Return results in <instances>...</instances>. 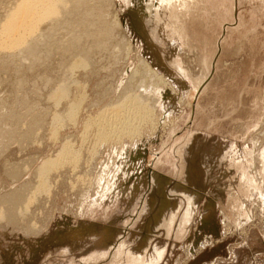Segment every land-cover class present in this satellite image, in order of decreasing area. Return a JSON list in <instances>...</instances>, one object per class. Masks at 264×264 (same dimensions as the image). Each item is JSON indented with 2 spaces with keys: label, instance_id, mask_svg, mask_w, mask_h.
<instances>
[{
  "label": "rangeland",
  "instance_id": "374dc122",
  "mask_svg": "<svg viewBox=\"0 0 264 264\" xmlns=\"http://www.w3.org/2000/svg\"><path fill=\"white\" fill-rule=\"evenodd\" d=\"M5 1L1 21L18 2ZM67 1L59 25L44 21L27 38L46 49L42 60H24L25 44L0 32V264H264V0H187L200 15L176 35L141 17L165 0H114L127 61L118 33L106 46L87 36L107 19L106 2ZM87 47L93 65L71 68ZM141 59L164 82L150 87L153 115L100 138V113L134 90ZM58 85L68 92L59 102ZM65 148L74 156L41 186L40 166Z\"/></svg>",
  "mask_w": 264,
  "mask_h": 264
},
{
  "label": "bare ground",
  "instance_id": "6f19581e",
  "mask_svg": "<svg viewBox=\"0 0 264 264\" xmlns=\"http://www.w3.org/2000/svg\"><path fill=\"white\" fill-rule=\"evenodd\" d=\"M1 1V0H0ZM5 1V0H4ZM74 1V0H73ZM72 1V2H73ZM103 1V0H102ZM105 2H106V9H107V15H106V18L107 19H105V17H104V22L103 21H100L101 22V25H95V24H91L90 23V25L91 26H97L95 29H93V30H91V32H89V33H91V34H87V36L88 35H91V36H93L94 37V39H96V37L97 36H101L102 37V43H100V42H98V43H100V45H102V44H105V46L107 45V44H109L110 43V41H111V39L114 37V36H116L117 35V33H118V36H116V37H118L117 39H118V47H120V49H121V51H122V48H125V49H127V52H126V54H125V52L123 51V54L121 55V54H119V53H117V54H119V55H121V59H123V60H125V61H127L128 60V57H129V53H130V43H129V41H128V39L123 35V33H120L119 34V32H120V24H119V21H118V19L115 17V15H114V17L112 16V18L110 17V15L112 14V10H111V7L114 5V0H104ZM163 1V0H162ZM185 1H187V0H165V5H161V3H160V6L158 7V9L159 10H161V11H159L158 9H157V13L154 11V1L153 2H151L150 4H149V8H148V12L146 13V14H144V12H141L142 14V16L141 17H143L144 19H146V23H147V25L149 26V28H151V29H153L154 31H156V32H159L160 30H161V28H164V27H169V30L170 31H172L173 33H175V35H176V33H180L179 31H180V29L181 30H183V27H181V23L185 20V19H187L188 18V21H189V19H190V17L191 16H196V14H198V15H200L199 14V12H198V8L196 9V6L198 5H196L194 2H192V3H183V2H185ZM3 2V1H2ZM70 2H71V0H70ZM70 2H69V4H70ZM75 2V1H74ZM73 2V3H74ZM83 0H78V1H76V3H78V4H80V3H82L83 4ZM95 2H97L96 0H95ZM101 2V1H100ZM188 2V1H187ZM4 3V2H3ZM5 3H6V1H5ZM14 3V2H13ZM17 3V4H16ZM16 3H14V4H16V5H13V6H16L15 8L14 7H12V8H14L13 10H10L11 12L10 13H6V16H5V18L4 17H2L3 18V21H1L0 20V22H1V25H0V32H1V39H3L4 40V42L5 41H11V42H13L14 44H15V47L17 48V47H19V46H21V47H23L24 46V44H25V49H24V55L22 54V57H23V59L24 60H26V61H28L29 60V62H31V61H33L32 59L33 58H37V57H39V55H41V51L42 52H44L46 49H44V51L43 50H41L40 51V48H39V45H38V42H35V40H37V39H35V40H29V41H27V38L28 37H30L32 34H34L35 35V33L37 32V30H41V28H42V26L41 25H43V22L44 21H48V20H50V19H52V21L53 20H55L56 21V23H58V25H59V23L62 21V16L65 14V11H67V10H65L66 8H68L67 7V4L66 3H68V1L67 0H18V2H16ZM87 3V2H86ZM89 3H90V1H89ZM89 3H87V4H89ZM92 3L93 2H91V4L90 5H92ZM102 3H104V2H102ZM102 3H100L101 5H103ZM69 4H68V6H69ZM85 4V3H84ZM85 5V6H88V5ZM164 4V3H163ZM77 5V4H76ZM89 5V6H90ZM94 5H96V4H94ZM71 6V8H72V5H70ZM79 6V5H78ZM98 6V5H97ZM96 6V7H97ZM161 6H164L163 8L161 7ZM82 7H83V5H82ZM95 7V8H96ZM100 7V6H99ZM98 7V8H99ZM102 7V6H101ZM180 7V8H179ZM181 7H183L184 9H186V13H184L183 12V10L181 9ZM79 8V7H78ZM97 8V9H98ZM102 8H104V6L102 7ZM101 8V9H102ZM152 8V9H151ZM83 9V8H82ZM85 9V8H84ZM88 9V8H87ZM100 9V8H99ZM99 9H98V11H99ZM206 9V8H205ZM73 10V9H72ZM90 10V9H89ZM6 11V10H5ZM9 11V10H8ZM74 11V10H73ZM77 11V10H76ZM87 11V13H88V15H93L92 13L93 12H91V13H89L88 12V10H86ZM91 11V10H90ZM94 12H95V10H93ZM68 12V11H67ZM78 13H79V11H77ZM96 12H97V10H96ZM101 12V11H100ZM70 13V12H69ZM83 13V12H82ZM86 12H85V17L87 16L86 14H87ZM106 13V12H105ZM104 13V14H105ZM3 14V13H2ZM68 14V13H67ZM71 14H72V12H71ZM74 14H75V12H74ZM100 14V13H99ZM4 15V14H3ZM82 15V14H81ZM68 16V15H67ZM79 16H80V14H79ZM94 18H95V13H94ZM92 16V17H93ZM1 17V16H0ZM71 17V16H70ZM73 17V16H72ZM77 17H78V14H77ZM77 17H75V18H77ZM84 17V18H85ZM97 17V16H96ZM65 18H67V17H65ZM74 18V17H73ZM74 18V19H75ZM87 18V17H86ZM93 18V19H94ZM100 17L98 16V18L97 19H99ZM58 19H59V21H58ZM69 19V18H68ZM71 19V18H70ZM80 19V18H79ZM82 19H83V16H82ZM91 19V18H90ZM93 19H91V20H93ZM184 19V20H183ZM81 20V19H80ZM79 20V21H80ZM101 20H103V19H101ZM51 21V20H50ZM51 21V22H52ZM63 21H65V20H63ZM66 21H67V19H66ZM74 21H77V19L76 20H73V22ZM86 22H87V20H85ZM96 21V20H95ZM99 21V20H98ZM97 21V22H98ZM72 22V23H73ZM78 22V21H77ZM77 22H75V23H77ZM81 22H82V20H81ZM93 22V21H92ZM64 23V22H63ZM63 23H61L62 25H63ZM80 23V22H79ZM186 23V22H185ZM45 24V23H44ZM65 24H67L66 22H65ZM74 24V23H73ZM82 24H86V23H82ZM88 24V23H87ZM51 25V24H50ZM69 25V24H68ZM67 25V26H68ZM72 24H70V26H71ZM89 25V24H88ZM177 25V26H176ZM53 27H55L54 26V22H53V25H52ZM70 26H68V27H70ZM83 26V25H82ZM48 27V26H47ZM50 27V26H49ZM62 27V26H61ZM64 27V26H63ZM74 27H76V25H73V28ZM84 27V26H83ZM86 27H88V26H86ZM52 28V27H51ZM50 28V29H51ZM72 28V29H73ZM82 28V27H81ZM80 28V29H81ZM166 28H164L165 30H168V29H166ZM47 29H49V28H47ZM46 29V30H47ZM56 29V28H55ZM60 29V28H59ZM71 29V28H70ZM71 29V30H72ZM75 29V28H74ZM77 29V28H76ZM86 29V28H85ZM88 29H90V26L88 27ZM87 29V30H88ZM185 29H187V28H185ZM39 30V31H40ZM44 30V29H43ZM67 30V32H68V28L66 29ZM79 30V29H78ZM82 30V29H81ZM83 30H84V28H83ZM82 30V31H83ZM119 32H118V31ZM45 31V30H44ZM50 31V30H49ZM60 31V30H59ZM61 31H62V29H61ZM65 31V30H64ZM81 31V32H82ZM85 31V30H84ZM84 31H83V36L86 34H84ZM89 31V30H88ZM42 32V31H41ZM63 32V31H62ZM74 32V31H73ZM85 32H87V31H85ZM185 32V30L182 32V33H184ZM39 33V32H38ZM44 33H46V32H44ZM49 33V32H48ZM55 33V32H54ZM61 33V32H60ZM64 33V32H63ZM88 33V32H87ZM28 34V35H27ZM42 34V33H41ZM59 34V33H58ZM71 34H72V32H71ZM74 34L75 35H73V37L74 36H76V34H79V33H77L76 31L74 32ZM186 34V33H185ZM27 35V36H26ZM37 35H39V34H37ZM54 35V34H53ZM61 35V34H60ZM66 35H69V33H65L64 34V36H66ZM80 35V34H79ZM184 35V34H183ZM187 35V34H186ZM33 36V35H32ZM42 36V35H41ZM48 36H49V34H48ZM80 36H82V35H80ZM79 36V37H80ZM86 36V35H85ZM91 36H88L90 39H92L91 38ZM39 37H40V35H39ZM42 37H44L43 39L46 41V39H45V37H46V34H45V36L43 35ZM50 37H52V35L50 36ZM55 37V36H54ZM61 37V36H60ZM69 37H71V36H69ZM73 37H72V39H73ZM180 37H182V34H181V36ZM184 37H185V35H184ZM187 37V36H186ZM185 37V38H186ZM31 38V37H30ZM34 38V37H33ZM37 38V37H36ZM47 38V37H46ZM57 38V37H56ZM62 38H64V37H62ZM76 38V42L77 41H80L79 39H82L81 37L80 38H78L77 36L75 37ZM52 39H54L53 37H52ZM58 39V38H57ZM88 39V38H87ZM48 40V39H47ZM49 40H51V39H49ZM48 40V42H50ZM60 40L61 39H59V41H56V42H60ZM63 40V39H62ZM61 40V41H62ZM74 40V39H73ZM83 40V39H82ZM93 40V39H92ZM91 40V41H92ZM99 40V39H98ZM54 41V40H53ZM66 40H64L63 41V43L65 42ZM68 41V40H67ZM71 41V40H70ZM70 41H68V43L70 42ZM75 41V40H74ZM85 41V43L87 42L88 43V40L86 41V40H84ZM83 41V42H84ZM96 41V40H95ZM40 42V41H39ZM42 42H44V41H42ZM42 42H40V43H42ZM56 42H54V43H56ZM73 43L74 45H72V46H75L76 44H78V43ZM82 42V41H81ZM94 42V41H93ZM93 42H91V44L90 45H92L93 44ZM51 43H52V40H51ZM62 43V42H61ZM68 43H66V44H68ZM72 43V42H71ZM85 43H84V45H82V47L83 46H85ZM95 43V42H94ZM185 43V42H184ZM1 44V43H0ZM45 44V43H44ZM44 44H42V46L44 45ZM47 44V43H46ZM53 44V43H52ZM65 44V43H64ZM66 44L65 45H63V46H66ZM81 44V43H80ZM96 44V43H95ZM23 45V46H22ZM48 45V44H47ZM57 45H58V43H57ZM57 45H54V46H57ZM79 45V44H78ZM97 45V44H96ZM42 46H41V49H42ZM48 46H50V44L48 45ZM54 46H52L51 45V47H54ZM68 46H69V44H68ZM77 46V45H76ZM80 46V45H79ZM87 46V45H86ZM95 46V45H94ZM113 46H114V44H113ZM45 47H46V45H45ZM44 47V48H45ZM67 47V46H66ZM78 47V46H77ZM90 47V46H89ZM101 47V46H100ZM99 47V48H100ZM117 47V48H118ZM47 48V47H46ZM61 48L63 49V47L61 46ZM69 48H70V46H69ZM79 48V47H78ZM85 48V47H84ZM84 48H83V50H84ZM88 48V47H87ZM92 48V47H91ZM103 48V47H102ZM106 48V47H105ZM115 48V47H114ZM20 49V48H19ZM55 49V48H54ZM58 49V48H57ZM56 49V50H57ZM73 49H75V48H73ZM95 49H97V46H96V48ZM48 50H50L49 48H48ZM53 50V49H52ZM64 51L66 50V48L65 49H63ZM68 50V49H67ZM71 50V49H70ZM76 50V49H75ZM74 50V51H75ZM94 50V49H93ZM16 51H18V50H16ZM15 51V52H16ZM77 51V50H76ZM82 50H80V51H78V52H81ZM85 51V50H84ZM91 51V52H90ZM95 51V50H94ZM93 51V52H94ZM118 52H119V50H117ZM121 51H120V53H121ZM19 52V51H18ZM20 52H21V50H20ZM65 52H67V51H65ZM75 53V52H72V51H69V53ZM47 53H49V52H47ZM55 53V52H54ZM81 53H83V52H81ZM95 53V52H94ZM103 53V52H102ZM115 53V54H116ZM14 54V53H13ZM45 54L46 53H44V56H45ZM52 54V53H51ZM76 54V53H75ZM78 54V53H77ZM80 54V53H79ZM91 54H93L92 53V49H90L89 50V48L88 49H86V51L82 54L83 56L82 57H80V56H78L79 57V59L77 58V60H75V62H74V66H72L71 68H73V67H75V68H83V69H85V68H87L88 66H91V65H93L92 63L93 62H91V59H90V55ZM11 55V54H10ZM16 55H17V53H16ZM19 55V54H18ZM46 55H48V54H46ZM15 56V55H14ZM48 56H51V55H48ZM92 56V55H91ZM114 56V55H113ZM12 57V56H11ZM16 57V56H15ZM42 57V58H41ZM41 57H39V58H41V60L43 59V55L41 56ZM47 57V56H46ZM71 57H74V54L71 56ZM119 58H120V56H118ZM117 57V58H118ZM38 58V59H39ZM8 59V58H7ZM21 59V58H20ZM19 59V60H20ZM49 59V58H48ZM6 60V59H5ZM4 60V61H5ZM13 60H17V59H13ZM19 60H17L18 61V64L20 63V61H21V63H23L22 62V59L19 61ZM31 60V61H30ZM35 60V59H34ZM40 60V61H41ZM45 60L46 59H44V61H43V63L45 62ZM93 60V59H92ZM7 61H9V60H7ZM12 61V60H11ZM39 61V62H40ZM47 61V60H46ZM74 61V60H73ZM14 62V61H13ZM25 62V61H24ZM34 62V61H33ZM95 62V61H94ZM5 63H6V61H5ZM15 63V62H14ZM13 63V64H14ZM35 63H36V61H35ZM35 63H33V64H35ZM42 63V62H41ZM46 63V62H45ZM8 64V63H7ZM12 64V63H11ZM15 64H17V62L15 63ZM24 64V63H23ZM26 64V63H25ZM24 64V65H25ZM31 64V63H30ZM29 64V65H30ZM32 64V65H33ZM6 65V64H5ZM5 65H3V66H5ZM9 65V64H8ZM21 65V64H20ZM27 65H28V63H27ZM26 65V66H27ZM13 66V65H12ZM15 66H17V65H15ZM23 66V65H22ZM21 66V67H22ZM34 66V65H33ZM18 67V66H17ZM21 67H18V68H21ZM32 67V66H31ZM35 67V66H34ZM33 67V68H34ZM11 68V67H10ZM17 69V68H16ZM30 69V68H29ZM18 70V69H17ZM20 70V69H19ZM18 70V71H19ZM30 70H33V69H30ZM76 70V69H75ZM15 71V70H14ZM12 72V71H11ZM16 72V71H15ZM13 74V73H12ZM200 80V79H199ZM153 81H155V83L153 82ZM157 81L159 82V83H163L164 84V82H163V80L157 75V73L154 71V70H152L151 69V67H150V65L145 61V60H143V59H141V61H140V64H139V66L137 67V69H135L134 71H133V73H132V75H131V77H130V83H129V85H134V86H136V87H138L137 89H138V91H139V88L140 89H142V90H145V93H140V92H138L137 90H136V87L134 88V90H130V91H124V94H123V97H122V99L120 100V102L118 103V105L117 106H115V107H113L112 109H109V110H107L106 112L104 111V112H102V113H100V115H99V117L98 118H100V119H98V121H103L104 120V122L106 121V125L104 124H100L101 126H99V131H101V132H99V134H101V137L100 138H104V139H112L113 137L115 138L116 137V135H117V133H123L124 134V132L125 131H129V133L131 134V131H132V133L134 132V130H135V126H136V124L137 123H140V122H142V121H144V119L146 120L149 116H152L153 115V113H154V109H153V107H155L156 106V103L155 104H153V103H150V102H148L147 101V99H149V97H152V96H154V94H153V92H151V91H149V90H151L152 89V84L154 83V85L156 84L157 85ZM75 83H77V82H75ZM62 85V84H61ZM70 85V84H69ZM59 86L60 85H58V88H56V90H54V92H53V95L54 96H57L58 97V99H57V101L59 102L60 101V99H65V98H63L64 96H66L67 94H68V92H67V89H66V87L65 86H62V87H60L59 88ZM130 87V86H129ZM142 87H144V88H142ZM150 87H151V89H150ZM154 87V86H153ZM155 88V87H154ZM159 88V87H158ZM114 89V88H113ZM146 90H148L147 92H146ZM153 91H154V89H153ZM157 93V92H156ZM53 95H52V97H53ZM157 95H158V93H157ZM67 97V96H66ZM158 97H160V96H158ZM55 98V97H54ZM155 98H156V96H155ZM8 101V100H7ZM145 101H147V102H145ZM155 102H156V100H155ZM160 102V101H159ZM3 103V102H2ZM158 104V103H157ZM3 105H4V103H3ZM1 107H4V106H0V108ZM9 107V106H8ZM14 107V106H13ZM6 108V106L4 107V108H2V109H5ZM15 108V107H14ZM11 109V108H10ZM7 109H5V111H6ZM0 111H1V109H0ZM1 113V112H0ZM4 113V112H3ZM3 113H1L2 115H3ZM1 114H0V116H1ZM56 115V114H55ZM101 116V117H100ZM56 117H58V116H56ZM56 117H55V119H56ZM4 118V117H3ZM1 122V121H0ZM97 122V121H96ZM100 122H97L98 123V125H99V123ZM55 123V122H54ZM97 123H94V124H97ZM5 124V123H4ZM141 124V123H140ZM6 127V126H5ZM10 127V126H9ZM12 127V126H11ZM137 127H139V126H137ZM13 128V127H12ZM56 128V127H55ZM7 129V128H6ZM14 129V128H13ZM1 130V129H0ZM5 130V129H4ZM10 130H11V128H10ZM55 130V132H56V130H58V129H54ZM2 131V130H1ZM12 131V130H11ZM10 131V132H11ZM6 132H7V130H6ZM9 132V133H10ZM16 132V131H15ZM54 132V133H55ZM1 133V132H0ZM8 132H7V135L9 134ZM126 133V132H125ZM4 134V133H3ZM127 134H128V132H127ZM136 134V133H135ZM1 135V134H0ZM15 135V133H13V136ZM56 135H57V133H56ZM121 135V134H120ZM119 135V136H120ZM129 135V134H128ZM2 136V135H1ZM6 136V135H5ZM10 136H12L11 134H10ZM55 136V135H54ZM118 136V137H119ZM123 136V135H122ZM5 138H9L10 140L11 139H13V138H10L9 136L7 137H5ZM4 138V139H5ZM1 139V138H0ZM2 140V139H1ZM7 141H8V139H6ZM6 140H4L5 142H6ZM4 141H2V142H4ZM104 141V140H103ZM109 141V140H108ZM7 143V142H6ZM5 143V144H6ZM0 144H1V142H0ZM2 145V144H1ZM3 147H4V143H3V145H2ZM11 146V145H10ZM64 147H66L65 145H64ZM68 147V146H67ZM0 148H2L1 146H0ZM9 148V147H8ZM7 148V149H8ZM69 148V147H68ZM3 149V148H2ZM5 149V148H4ZM71 149V148H70ZM69 149V150H70ZM6 150V149H5ZM69 150L67 149V148H65V149H63V151H62V153L60 154V156L58 155V158H56V159H48V160H46L43 164H42V166H40L41 168H40V171H39V173H40V175L41 176H39L40 178H41V181H42V183H41V186H42V184L44 183V181H46L45 180V178H47L48 177V174H50V172L54 169V168H57L58 166H61V165H63V163L66 161V159H68L70 156L69 155H73L74 156V154H72L73 152L71 151V154L70 153H68L69 152ZM1 153H3L2 151H1ZM69 154V155H68ZM1 157V156H0ZM71 159V158H70ZM69 159V160H70ZM77 159V156H76V158H75V160ZM68 162V161H67ZM78 163V162H77ZM8 169V168H7ZM18 175V174H17ZM16 175V176H17ZM16 176H14V177H16ZM39 178V179H40ZM48 179V178H47ZM39 185H40V183H39ZM43 186H44V184H43ZM47 186V185H46ZM40 187V186H39ZM26 189V188H25ZM39 189V188H38ZM40 190V189H39ZM42 191V190H41ZM25 193V192H24ZM31 195V194H30ZM36 197V196H35ZM6 198V197H5ZM29 199V198H28ZM30 200V199H29ZM32 200H33V197H32ZM31 201V200H30ZM29 203V202H28ZM23 205V204H22ZM29 209V208H28ZM30 210V209H29ZM25 217V216H24ZM138 262L140 263V260H137V259H135V260H131L130 261V264H138Z\"/></svg>",
  "mask_w": 264,
  "mask_h": 264
}]
</instances>
